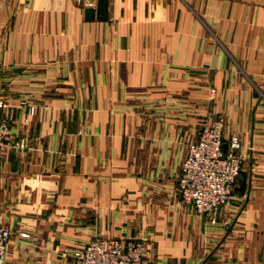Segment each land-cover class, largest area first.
I'll list each match as a JSON object with an SVG mask.
<instances>
[{
  "label": "crops",
  "instance_id": "0c3cea01",
  "mask_svg": "<svg viewBox=\"0 0 264 264\" xmlns=\"http://www.w3.org/2000/svg\"><path fill=\"white\" fill-rule=\"evenodd\" d=\"M0 0L3 264H76L96 239L141 264H264V0ZM33 113L30 114V110ZM207 112L240 143L215 224L177 193Z\"/></svg>",
  "mask_w": 264,
  "mask_h": 264
},
{
  "label": "built area",
  "instance_id": "2783aa9c",
  "mask_svg": "<svg viewBox=\"0 0 264 264\" xmlns=\"http://www.w3.org/2000/svg\"><path fill=\"white\" fill-rule=\"evenodd\" d=\"M1 108L4 104L0 100ZM224 127L222 117L206 113L196 140L188 144L176 187L183 203L210 224H215L222 207L234 201V185L242 162L236 136L223 148ZM8 133V121L0 117V156L6 148ZM9 239L8 229L0 227V264L4 263ZM71 256L76 264H141L144 244L136 240L96 239Z\"/></svg>",
  "mask_w": 264,
  "mask_h": 264
},
{
  "label": "water",
  "instance_id": "95a60500",
  "mask_svg": "<svg viewBox=\"0 0 264 264\" xmlns=\"http://www.w3.org/2000/svg\"><path fill=\"white\" fill-rule=\"evenodd\" d=\"M85 20L92 21L94 19L104 22L108 18V0H97L95 8H86L84 10ZM224 148V147H223ZM238 191L244 194L247 189V174L241 172L239 174Z\"/></svg>",
  "mask_w": 264,
  "mask_h": 264
}]
</instances>
